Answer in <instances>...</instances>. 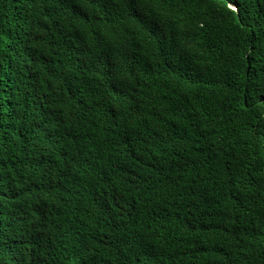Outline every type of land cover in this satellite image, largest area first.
Instances as JSON below:
<instances>
[{
	"label": "trees",
	"instance_id": "obj_1",
	"mask_svg": "<svg viewBox=\"0 0 264 264\" xmlns=\"http://www.w3.org/2000/svg\"><path fill=\"white\" fill-rule=\"evenodd\" d=\"M0 264H264V0H0Z\"/></svg>",
	"mask_w": 264,
	"mask_h": 264
}]
</instances>
